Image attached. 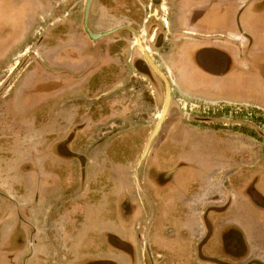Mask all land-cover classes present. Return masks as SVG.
Masks as SVG:
<instances>
[{"label": "rangeland", "instance_id": "1", "mask_svg": "<svg viewBox=\"0 0 264 264\" xmlns=\"http://www.w3.org/2000/svg\"><path fill=\"white\" fill-rule=\"evenodd\" d=\"M64 1L67 3L62 6L63 9L67 8L76 17L73 36L55 32L56 14L53 12L50 16L49 13L52 7L48 10V23L38 18L34 20V14L29 19L18 18L22 10L17 4L14 7L9 4L8 18L0 17V176L7 172L14 173L15 188H18L12 203L2 200L5 208L2 216L6 219L7 215L15 224L9 240L11 243L15 241L19 231L27 232L28 226L32 232H35L32 225L38 226L40 222V226H44L43 209L47 208V225L42 236H47L46 243L56 240L57 246L54 248V244H46L39 247L35 242L37 240L32 242L31 239L30 244L27 242L26 250L27 254L39 250L40 254L47 256V264H56L54 254H62L66 258L70 246L65 239L63 244L59 243L58 237L55 239V228H49L51 223L55 227L56 220L62 221L53 211L59 207L57 211H63V219L70 220L72 212L66 211L75 205L84 209L105 202L100 209L108 203L113 206H109L105 215L101 214L99 218L95 209L84 218L77 235L74 256L80 258L82 241L86 230L92 226L89 222H92L95 214V226H106L116 235L117 240H112L113 244L124 248L125 244L120 242V238L124 236L128 239L130 247L127 245L126 250L132 253V257L127 255L126 264H155L150 253L155 242L162 238L161 226L156 224L150 234L152 226L146 223L144 230L142 222H138L139 230L135 231L134 221H145L147 217L133 207L130 215L123 211L125 199L131 200L130 195L135 194L134 180L137 178L140 181L143 168L156 162L157 158L160 160L158 170L174 168L165 186L156 190L150 186L153 192L157 191L165 198L164 202L171 197L178 200L187 190L201 189L205 193L200 200L198 196L201 194L196 196L195 210L205 204L209 208L220 205L224 210L234 199L230 196L231 190L238 189L241 196L237 204L241 210L240 206L246 201L241 190L248 189L247 185L255 182L264 170V109L236 102H206L185 96L174 83L173 73L163 56L169 48L163 46L164 51H149L148 57L168 80L170 98L165 117L136 167L162 107L164 81L152 69L143 53L146 68L139 71L128 65L132 58L130 36H127L123 49L126 67L112 69L114 73L107 75L109 79L101 78L103 75L97 65L106 60L101 49L107 41L106 35L113 30L99 27L95 33L107 34L90 40L82 28L84 0ZM149 11L145 8L143 12L147 14ZM161 16H165L164 11ZM137 28L142 29L140 26ZM144 38L141 35L142 41ZM146 41L143 43L147 44ZM164 43L169 46L168 40ZM60 48L62 57L57 55ZM60 60L63 61L62 65H66L63 73H58ZM95 60V66L89 68ZM256 72L262 76L264 70L256 69ZM89 74L95 78L86 80ZM246 78V75H241L235 80L244 92H247ZM20 79H25L23 85ZM55 83L62 89L58 91ZM249 83L252 87L250 76ZM71 86L80 88L70 89L64 95L65 89ZM259 86L255 83L254 100L256 104L264 105V89ZM62 90L65 92L62 93ZM58 93L64 95L62 108L68 113L63 117L64 129L61 133L56 131L55 113L60 112L56 110ZM71 102L75 103L77 112L73 116ZM75 122L79 123L75 125ZM61 137L63 142L60 141ZM229 147H232V152ZM234 154L235 158H231ZM230 159L235 163L228 165ZM151 176L156 183L155 175ZM182 199H186L185 196L177 202L181 204ZM16 200L30 203L21 201V204ZM39 200L43 201V206L41 210L37 209L36 218L33 219L31 212L38 206ZM51 205L53 211H50ZM249 208L246 221L251 225L252 237L260 239V249L263 250L264 211L253 209L251 205ZM159 210L162 212V209ZM75 211L80 214L78 207H75ZM109 213H114L112 219L116 214V220H111ZM83 214H80L79 221H82ZM161 215L164 218L166 214ZM167 220H170L169 216ZM36 230L39 231L38 227ZM150 235H153L151 244ZM19 236L22 237L21 234ZM66 241L68 244H64ZM108 250L102 251L103 256L116 263L113 259L118 255H112ZM107 260L104 262L107 263ZM121 262L118 261V264ZM168 262L164 260L159 264ZM83 263V260L79 262Z\"/></svg>", "mask_w": 264, "mask_h": 264}, {"label": "flooded vegetation", "instance_id": "2", "mask_svg": "<svg viewBox=\"0 0 264 264\" xmlns=\"http://www.w3.org/2000/svg\"><path fill=\"white\" fill-rule=\"evenodd\" d=\"M9 1V4H11L13 7L15 4L20 6L22 11H20L21 14L20 12L18 13V18L22 17L24 19L26 17L29 19V17L34 14V20L38 18V20H44L45 23H48L50 22V16H52L53 12H55V32L61 35L71 36L75 34L74 21L76 17L74 16V13L68 11L67 8L63 9L62 6L67 3L64 0H17L18 2L15 0ZM9 4L7 5L6 9H8ZM51 7L52 10L50 9ZM1 8H3L2 2H0V10ZM145 8L150 10L147 14H144L143 12ZM49 9L50 12L48 11ZM167 9L168 6L166 4V0H90L86 18V23L89 29L94 33L98 31L97 28L99 27H102L103 30H113L106 35V37H108L107 41L101 49L102 55L105 54L106 58L104 62L100 61L97 65V68L101 69L100 74L103 75L101 78L106 77L109 79L107 75L114 73L112 69H121L126 67L123 49L125 48L124 46L127 36L132 37V40H130L132 58L128 64L131 68L140 71V69L147 67V63L144 60L142 53L147 54L149 51L154 52L155 50L160 49L164 51V41L168 40L170 43L173 40L169 29L170 15H168L169 13ZM162 11H164L165 16H161ZM48 12L50 13V16L47 15ZM0 15V17L8 18L10 12L8 13L7 11L4 14V11L1 10ZM138 26H140L142 29L137 28ZM141 35H144V39L147 40V44L143 43L145 40H141ZM95 46L96 44L92 45L93 48ZM98 52L100 51L98 50ZM57 55L62 57L61 48L57 51ZM166 55L167 53L164 51L163 56L165 58ZM166 62L168 63L167 59ZM95 63L96 60L90 63L89 68H93ZM62 64L63 61L60 60V66L57 67L59 69L58 73H63V69L66 68V65ZM89 75L90 76L86 80H93L95 78L93 74ZM20 80L23 85V80L25 79ZM48 85L49 82L46 83L47 87ZM55 88H58L57 90L59 91L62 89V86H60L58 83H55ZM77 88L79 89L80 87L71 86L70 88L65 89L66 92L62 90V93L65 92V95L70 89L73 91ZM62 93H58L60 96L57 98L58 104L56 107V110H60V112L55 113L57 128L56 131L60 133L64 129L63 117L68 114L65 113L64 109L62 108L63 104L61 103V100L63 98L62 96H64ZM9 98L10 96L8 99ZM74 102H71L72 116L76 112ZM76 123L79 122H75V125ZM83 126L85 127V125ZM83 126L82 128H84ZM60 141L63 142L62 137ZM231 148L229 147V151L232 152ZM231 158H235V154L232 155ZM159 162L160 160L156 158V162L154 161L153 164L143 168L144 173L142 174L143 176L140 181L137 178L134 180L136 189L135 194L130 195L131 200L125 199L126 206L123 207V211L126 214L129 213L130 215L132 213L133 207L135 210L140 211L143 217H147L145 221L138 219L134 221L133 226L135 231L139 230L138 222H142L144 230L146 228V223L150 224L152 226V229H150V234L153 232V228L156 224L157 226H161L162 238L155 242L150 253V256L152 257V260L155 262V264H159L160 261L162 262L164 260L169 261L170 263L168 262V264H174V262L175 264H264V253L255 252V250L258 249V251L261 250V244L259 241L260 239L255 238L257 240H254L253 244L248 245L246 240V232L243 227H240L237 223L233 222L222 224V217L219 215L222 211H224L222 206L214 205L212 208H209L205 204L199 210H195L196 204L194 202L198 201L196 200V196L201 194L198 196V199L200 200V198L204 196L205 190H187L184 193L185 195H181V197L178 198L179 200L185 196L186 199H182L183 202H181V204L177 202L178 200H176L175 197H171L168 199L169 205L167 204L168 201L164 202L165 198L161 194L157 193V191L153 192L152 188L156 190L157 187L161 188L165 186L174 173V168L163 171L158 170L157 165ZM227 162L228 165H230L235 163V160L233 161L230 159ZM152 174L155 175L154 178L156 183L153 181L154 179L151 176ZM253 183L255 184L256 181ZM253 183L247 185L248 189L241 190V192H244L243 196L246 197L245 203H242V206H240L241 210L237 204L239 202V190H235L236 198L234 197L235 199L232 202V204H234L232 213L230 215L226 214L225 219L229 218L230 216L233 218L238 217L239 215H242L241 213H243V215H247L250 205L253 209L264 210V194L257 192L254 189ZM150 186L152 188H150ZM179 192L181 191L179 190ZM192 197L193 199H191ZM93 206L96 207L95 204L84 209H82L79 205H75L73 207L72 234L74 242L77 240V235L83 226V220L87 216L88 210L91 208L93 209ZM75 207L79 208L80 214H85L82 215V221H79L80 214H78L77 211L74 212ZM227 208L228 207L225 208V211ZM159 209H162V212H160ZM50 211L53 210L51 209ZM113 214L114 213H109V218L114 221L116 220V214L115 218L112 219ZM161 214L166 215L164 218H162ZM167 216L170 218L169 221L167 220ZM46 218H48V216ZM185 221H189V224L185 223ZM103 237L105 238V241L112 246V249L120 250L123 253V255H118L116 260L120 258L122 260V262L119 260L121 264H126L127 255H129L130 258L132 257V253H128L126 250L127 245H129L128 239L124 236H121L120 242L123 241L122 243L125 244L124 248H122L113 244L112 240H117L116 235L113 233H104ZM152 237L153 235L149 236V244H151L150 242L152 241ZM81 252L82 254H80V258L77 259L76 264H79V262L82 260L84 261L83 264H86L87 262L91 263L89 261L90 259H86L88 256L85 255L86 249L84 247L83 249L81 248ZM95 253L97 252L95 251ZM56 256L59 258L60 254H56ZM65 263L66 262L63 264Z\"/></svg>", "mask_w": 264, "mask_h": 264}, {"label": "crops", "instance_id": "3", "mask_svg": "<svg viewBox=\"0 0 264 264\" xmlns=\"http://www.w3.org/2000/svg\"><path fill=\"white\" fill-rule=\"evenodd\" d=\"M1 2L3 4L1 10L5 14L8 11L6 8L10 1L1 0ZM166 4L168 15H170L169 29L173 40L169 43V46L167 44H164V46L169 48L166 50V59L169 69L173 73L174 83L179 90L185 96L196 100L236 102L264 109V105L256 104L257 102H255L253 96L255 83L264 89V72L261 73L262 76L259 72L258 74L256 72V69L264 70V0H166ZM256 58L257 62L255 61ZM241 75L248 77L246 78L247 92H244V89H241L235 83V80ZM249 76L252 80V87H250ZM19 165L23 164L19 163ZM14 179H16L15 174L12 172L0 176V264H47V256L40 254L39 250H34L31 254H27L28 251L26 250L27 242L29 241L30 244L31 239L32 242L36 239L35 242L39 244V247L46 244H54V248L57 246L56 240L46 243L47 236H42L47 225L46 217L49 211L47 208L43 209L44 224L42 225L44 226L41 227L40 222L38 226L31 224L35 232H32L28 226L27 232L22 231L21 233L19 231L22 237L18 234L12 243L9 240L15 229V224L9 220L7 215L6 219H4L5 216H2L5 209L2 200L12 203L15 199L13 195L18 188H15ZM17 179L22 180L21 178ZM242 180H245V178ZM263 188L264 170L254 184V189L259 193L264 194ZM230 196L234 198L235 191L231 190ZM234 199L227 210L224 209L219 214L222 217V224L233 222L246 229V240L248 245H251L257 239L252 237L251 225L249 222L247 224L248 215L242 214L234 218L230 216L225 219L226 214L230 215L232 213ZM16 201L21 203L22 200ZM22 202L30 203L29 201ZM104 203H100L96 207L93 206V209L88 210V214L96 209L98 211L96 212L97 216L101 218L100 215H105L109 206L112 208V205L108 203L100 209ZM42 204L43 201L39 200L38 206L32 209L33 219L36 218V211L43 206ZM51 207L49 208L52 209ZM62 207L63 205H61ZM53 212L59 214L62 218V221L56 220L54 222L55 227L51 224L50 228H55V239L58 237L59 243L62 242L61 244L65 239L69 241V244L67 241L64 244L70 246L69 256L64 258L60 254L58 258L55 253L54 260L56 264L58 262L60 264L64 262H66L65 264H76L78 257H75L74 254L77 249V240L73 241L72 219L64 220L63 211H57V208ZM66 212H73V208ZM94 218H96L95 214L92 217V222H89V225L92 226H89L86 230L81 244L86 249L85 255L88 256L86 259H90V264H113L112 261H109L112 259L103 256L105 254L102 251L110 249L108 251L112 255H123V253L120 250L112 249V246L103 237L104 233L112 234L113 231L106 226H95L93 223ZM256 220L259 221V219ZM185 223L189 224V221H185ZM36 227L39 231L36 230ZM262 253H264V250H262ZM27 256H29L28 259ZM105 260L108 262H104ZM113 260L116 261L114 264H118L120 258L117 259L118 261L116 258Z\"/></svg>", "mask_w": 264, "mask_h": 264}, {"label": "water", "instance_id": "4", "mask_svg": "<svg viewBox=\"0 0 264 264\" xmlns=\"http://www.w3.org/2000/svg\"><path fill=\"white\" fill-rule=\"evenodd\" d=\"M89 3H90V0H85V2H84L83 16H82V28L90 40H95L96 38H100V37L104 36L105 34H107V32L94 33L88 28L87 23H86V18H87ZM144 56H145L146 60L148 61V63L150 64V66L152 67V69L164 81L165 94H164V99H163L161 110H160L159 115H158L157 120H156V124L154 125L153 129L151 130L150 134L148 135V137L146 139V142H145L144 147L142 149L141 155H140V157L136 163V167L139 165L140 161L145 156L146 151L149 147V144H150L152 138L156 135V133L160 127V124L165 117V113H166V110L168 108V103H169V98H170V88H169L168 81L166 80V77L156 68L155 64L151 61V59L148 57V55L146 53H144ZM135 173L136 172L134 170V174Z\"/></svg>", "mask_w": 264, "mask_h": 264}, {"label": "built area", "instance_id": "5", "mask_svg": "<svg viewBox=\"0 0 264 264\" xmlns=\"http://www.w3.org/2000/svg\"><path fill=\"white\" fill-rule=\"evenodd\" d=\"M221 108V107H220Z\"/></svg>", "mask_w": 264, "mask_h": 264}]
</instances>
